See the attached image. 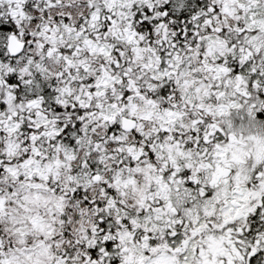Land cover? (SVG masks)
I'll return each instance as SVG.
<instances>
[{
  "label": "snow or ice",
  "instance_id": "1",
  "mask_svg": "<svg viewBox=\"0 0 264 264\" xmlns=\"http://www.w3.org/2000/svg\"><path fill=\"white\" fill-rule=\"evenodd\" d=\"M0 264H264V0H0Z\"/></svg>",
  "mask_w": 264,
  "mask_h": 264
}]
</instances>
